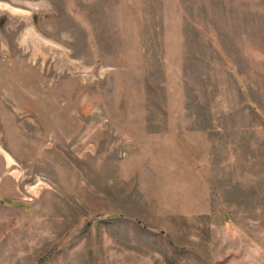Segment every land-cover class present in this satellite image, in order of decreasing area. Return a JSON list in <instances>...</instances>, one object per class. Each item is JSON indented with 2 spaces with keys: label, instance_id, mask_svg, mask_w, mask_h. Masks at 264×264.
I'll return each mask as SVG.
<instances>
[{
  "label": "rangeland",
  "instance_id": "rangeland-1",
  "mask_svg": "<svg viewBox=\"0 0 264 264\" xmlns=\"http://www.w3.org/2000/svg\"><path fill=\"white\" fill-rule=\"evenodd\" d=\"M139 1L0 0V264H264V0Z\"/></svg>",
  "mask_w": 264,
  "mask_h": 264
},
{
  "label": "crops",
  "instance_id": "crops-1",
  "mask_svg": "<svg viewBox=\"0 0 264 264\" xmlns=\"http://www.w3.org/2000/svg\"><path fill=\"white\" fill-rule=\"evenodd\" d=\"M225 1L231 2L236 0ZM198 2L199 3L196 4V0H145L143 2L139 1L136 2L133 13H165V16L167 17L168 13H196V10L200 13H208L210 11H213V9H211L213 6H210L212 0H198Z\"/></svg>",
  "mask_w": 264,
  "mask_h": 264
}]
</instances>
